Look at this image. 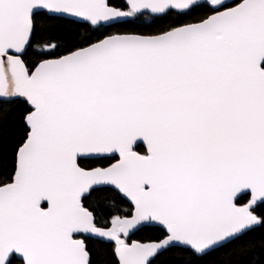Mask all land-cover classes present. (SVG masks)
Wrapping results in <instances>:
<instances>
[{
    "label": "snow or ice",
    "instance_id": "1",
    "mask_svg": "<svg viewBox=\"0 0 264 264\" xmlns=\"http://www.w3.org/2000/svg\"><path fill=\"white\" fill-rule=\"evenodd\" d=\"M0 264H264V0H0Z\"/></svg>",
    "mask_w": 264,
    "mask_h": 264
}]
</instances>
